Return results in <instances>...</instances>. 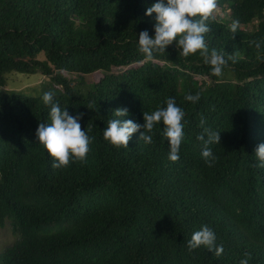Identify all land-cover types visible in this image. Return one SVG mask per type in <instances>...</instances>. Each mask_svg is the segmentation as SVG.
I'll return each mask as SVG.
<instances>
[{
	"label": "trees",
	"instance_id": "1",
	"mask_svg": "<svg viewBox=\"0 0 264 264\" xmlns=\"http://www.w3.org/2000/svg\"><path fill=\"white\" fill-rule=\"evenodd\" d=\"M155 2L0 0V86L10 72L42 68L63 88L54 102L84 113L82 130L94 137L85 161L53 168L35 134L50 122V106L0 97V228L10 223L17 236L0 247V264H264V168L254 166L264 143V0H217L205 41L236 59L221 76L199 51L179 55L176 42L145 60L138 34L154 36L155 13L146 10ZM68 74L93 75L94 89L81 96ZM197 92L198 102L185 100ZM169 97L185 112L178 161L169 159L163 122L151 144L139 132L127 148L104 139L116 108L129 109L120 119L143 124L144 111L166 107ZM201 115L221 136L208 145L211 167L197 139ZM204 225L222 255L204 245L188 250Z\"/></svg>",
	"mask_w": 264,
	"mask_h": 264
},
{
	"label": "clouds",
	"instance_id": "2",
	"mask_svg": "<svg viewBox=\"0 0 264 264\" xmlns=\"http://www.w3.org/2000/svg\"><path fill=\"white\" fill-rule=\"evenodd\" d=\"M217 0H156L146 10V15L152 16L155 13V34L150 35L148 30H143L138 34V50L151 61L154 53H163L169 45L176 42L179 55L188 57L199 51L204 62L211 66V73L214 76H221L228 61L236 62L235 56L230 55L227 59L219 54L216 49L209 51L205 41V35L211 31L209 21H216L214 10ZM238 22L233 21L230 26L231 31L237 32ZM255 47L260 49L262 42L255 41ZM200 93L195 95L189 93L185 100L196 103L200 99ZM43 102L50 106L49 123L41 122L36 129V138L44 146L53 158V168H62L69 165L70 160L75 158L78 161H85L90 151V144L94 137H90L86 131L82 130L80 120L84 113L71 115L67 108L61 109L58 102H54V93L45 91ZM93 108L91 104L87 105ZM129 109L118 107L114 110L116 119H109L107 127L103 130V137L116 147H129V141L134 133L139 132V140L145 143H153L154 128L163 122L162 135L169 144V159L173 162L179 160V149L183 140L184 110L177 106L173 97L166 99V107H158L152 112L144 111V123L134 122L132 119L122 120L120 117L126 116ZM206 120L201 115L200 127L203 129L197 135V139L204 144L202 157L209 167L213 166L216 157L213 155L208 145L220 143V132L213 131L206 127ZM143 129V131H141ZM207 136V139H205ZM255 154L259 160L258 166L264 168V143H260ZM204 245L210 251H214L216 256L223 254V245L216 244L215 232L207 225L195 231L187 243L189 251ZM250 253H245V257L250 258ZM240 264H248V259L241 260Z\"/></svg>",
	"mask_w": 264,
	"mask_h": 264
},
{
	"label": "rangeland",
	"instance_id": "3",
	"mask_svg": "<svg viewBox=\"0 0 264 264\" xmlns=\"http://www.w3.org/2000/svg\"><path fill=\"white\" fill-rule=\"evenodd\" d=\"M44 59V56H40ZM121 69L115 68L114 71ZM68 81L74 90L81 96H86L93 87V75H84L83 77L77 74H68ZM5 85L0 86V97L6 94H23L28 97H43L45 91H51L54 96L62 93L63 88L57 83L50 80V77L45 75L42 68H37L33 73L10 72L5 75ZM43 100V99H42ZM17 236L14 233L10 223L0 228V247L11 245L16 240Z\"/></svg>",
	"mask_w": 264,
	"mask_h": 264
}]
</instances>
